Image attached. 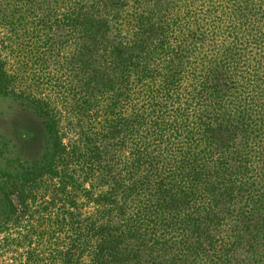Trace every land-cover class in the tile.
Here are the masks:
<instances>
[{"label":"trees","instance_id":"16d2710c","mask_svg":"<svg viewBox=\"0 0 264 264\" xmlns=\"http://www.w3.org/2000/svg\"><path fill=\"white\" fill-rule=\"evenodd\" d=\"M19 1L0 264H264V0Z\"/></svg>","mask_w":264,"mask_h":264},{"label":"rangeland","instance_id":"374dc122","mask_svg":"<svg viewBox=\"0 0 264 264\" xmlns=\"http://www.w3.org/2000/svg\"><path fill=\"white\" fill-rule=\"evenodd\" d=\"M11 7H12L11 11L15 9V7L24 8L25 3L24 2L22 3L19 0H16V2L15 0L13 2L10 0H0V56L1 58L9 57L12 59L14 55H20L18 54L16 49H14L15 48L14 43L16 44L18 43V41L26 43L28 41V43L24 44L25 47L23 48V56L26 58L27 56H30V51L32 49V47H30L31 44L30 42L31 40H33V34L30 33L32 29H30V31H26L25 34L22 30L21 37L19 40H17V38L11 32L12 26L10 25L12 21L14 22L17 19V15H13L10 13L11 16L6 17L5 19L2 18V15L6 16L7 14H9V10ZM5 9H7V11H5ZM13 16L14 19L12 18ZM42 21L43 20H41V22ZM27 28H32V26L29 25ZM40 28H44V29L42 30ZM53 28L55 33L59 34V28L57 29L56 21L55 23H53ZM38 29L42 30L40 32L42 36H45L46 31L51 30L48 24L45 26L42 23L40 24ZM41 42L42 41H39L38 43L37 41V44L40 45ZM41 45L42 46L44 45L46 50H51L52 54L55 55V58L51 60L53 63L56 62V59H60V49H59V45L57 44V41L52 42V40H48L45 42V44L43 42ZM17 59H19V57H17ZM34 66L37 69V74L38 75L41 74L40 69H43V67H39L36 65ZM11 101L12 100L10 98L9 99L0 98V133H5L10 136H12V132L15 131V128H17L19 125L27 129L30 128V126L33 124V121H36L35 116H33L27 111H21V112H19L20 110L15 111L18 108L17 107L18 104L12 103ZM0 157H1V153H0Z\"/></svg>","mask_w":264,"mask_h":264}]
</instances>
